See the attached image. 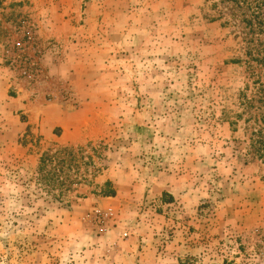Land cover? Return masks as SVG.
I'll list each match as a JSON object with an SVG mask.
<instances>
[{
	"label": "rangeland",
	"instance_id": "rangeland-1",
	"mask_svg": "<svg viewBox=\"0 0 264 264\" xmlns=\"http://www.w3.org/2000/svg\"><path fill=\"white\" fill-rule=\"evenodd\" d=\"M229 9L0 0V264H264L236 117L264 66ZM65 146L90 159L57 197L37 169Z\"/></svg>",
	"mask_w": 264,
	"mask_h": 264
},
{
	"label": "trees",
	"instance_id": "trees-1",
	"mask_svg": "<svg viewBox=\"0 0 264 264\" xmlns=\"http://www.w3.org/2000/svg\"><path fill=\"white\" fill-rule=\"evenodd\" d=\"M218 3L229 4L228 14L244 24L247 33L250 34L248 42L251 44L247 54L257 66H264V18L262 14L264 0H218ZM221 13L224 14L222 10ZM256 77L253 82L255 92L251 97L243 96L242 112L236 117L246 125V138L250 150L256 158L264 162V72L258 73ZM81 151L80 148L65 146L42 154L37 169V181L45 182L51 190L59 188L67 190L72 185V180L69 179L70 172L79 174L80 177L81 166L86 165V160L90 159L82 155L81 159L84 160L79 161L77 154ZM63 192L58 190L56 196H61Z\"/></svg>",
	"mask_w": 264,
	"mask_h": 264
}]
</instances>
